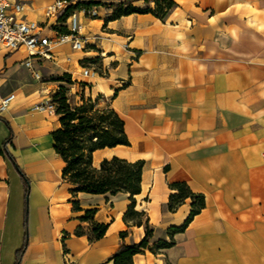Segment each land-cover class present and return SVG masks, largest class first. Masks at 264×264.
I'll list each match as a JSON object with an SVG mask.
<instances>
[{
  "label": "crops",
  "instance_id": "0c3cea01",
  "mask_svg": "<svg viewBox=\"0 0 264 264\" xmlns=\"http://www.w3.org/2000/svg\"><path fill=\"white\" fill-rule=\"evenodd\" d=\"M54 1L33 0L28 18L42 21ZM172 1L159 19L152 0H92L99 17L81 18L84 50L67 42L53 60L31 59L41 78L67 74L70 85L36 80L21 65L25 49L0 50V99L15 96L0 113V264H114L121 246L144 238L145 223L152 235L132 264H264V0ZM120 3L141 12L113 18ZM83 66L108 69L80 83L117 114L129 141L96 150L92 165L143 162L133 196L141 225L124 217L128 194L72 191L53 151L58 115L35 109L51 88L70 93ZM177 183L204 203L181 231L173 228L193 201L167 209Z\"/></svg>",
  "mask_w": 264,
  "mask_h": 264
},
{
  "label": "trees",
  "instance_id": "16d2710c",
  "mask_svg": "<svg viewBox=\"0 0 264 264\" xmlns=\"http://www.w3.org/2000/svg\"><path fill=\"white\" fill-rule=\"evenodd\" d=\"M133 1V0H128ZM148 1V0H144ZM155 10L151 11L157 18L163 19L175 7L172 0H152ZM88 5H97L90 1ZM141 10L124 7L123 3L116 6L112 17L119 18ZM44 81L72 84L71 77L53 76ZM85 86V84H82ZM68 89L59 86L58 90L51 96L55 113L58 115L59 129L51 133L53 140V151L64 162L61 175L66 179L73 192L87 194L125 193L129 195L131 205L129 206L125 219L131 218L137 225H141L142 213L133 211V196L140 192L142 161L129 162L124 159L112 157L103 159L97 167L92 165L91 155L96 150L114 148L116 146H129V141L123 130V122L117 114L108 107H97L99 98L81 97L80 105L72 104L67 96ZM5 157L14 163L13 158L4 151ZM177 189V194L171 195L167 204L169 211L175 210L186 198L192 202V210L189 218L180 228L181 231L189 223L190 219L203 208V197L193 194L184 183L171 185ZM105 231L104 226H97L95 234L101 237ZM152 230L145 223V236L137 244L121 246L113 255L114 264H132V256L139 254L147 248L148 239ZM171 243L159 242L158 248L170 247Z\"/></svg>",
  "mask_w": 264,
  "mask_h": 264
},
{
  "label": "built area",
  "instance_id": "2783aa9c",
  "mask_svg": "<svg viewBox=\"0 0 264 264\" xmlns=\"http://www.w3.org/2000/svg\"><path fill=\"white\" fill-rule=\"evenodd\" d=\"M33 0H0V50L8 53L25 49L28 57L21 65L30 70L36 80L40 75L33 68L32 58L40 61L53 60L52 48L70 43L71 49L82 51L87 47L82 36L81 18H97L95 5H88L92 0H55L41 11L42 21L28 18V5ZM53 31V33L51 32ZM127 49V45L124 46ZM108 69L104 67H82L83 78L105 76ZM58 90V88L56 89ZM14 94L0 99V113L7 110L14 101ZM39 111L54 110L51 100H46L35 107Z\"/></svg>",
  "mask_w": 264,
  "mask_h": 264
},
{
  "label": "rangeland",
  "instance_id": "374dc122",
  "mask_svg": "<svg viewBox=\"0 0 264 264\" xmlns=\"http://www.w3.org/2000/svg\"><path fill=\"white\" fill-rule=\"evenodd\" d=\"M35 2V1H34ZM33 2V3H34ZM29 14H31L32 12L30 11V12H28ZM77 74L78 75H75V79H74V81H75V83H78V85L76 86H72V87H70L69 88V90H70V93H68L67 94V96L70 98V97H74V95L75 96H77V101H74V99H71V103L72 104H75V102H76V104L77 105H80V99H81V97H84V98H86L87 99V96H85L84 95V90H85V88H84V86L82 85V83H80V82H84V81H87L88 79L87 78H83L82 76H81V69H79V68H77ZM99 77H102V76H99ZM97 78V77H96ZM103 78H105V76H103ZM44 80H47V79H45L44 77H42L41 78V80H40V82H42V81H44ZM59 86H56V88H54V89H49V93H48V95L51 93V91H53L54 90V92H56L57 90V88H58ZM53 92V93H54ZM52 93V94H53ZM47 100H51V99H47ZM95 100V99H94ZM97 103H98V105H97V107L99 108V107H101L100 106V101H97ZM54 111H55V109H54Z\"/></svg>",
  "mask_w": 264,
  "mask_h": 264
},
{
  "label": "bare ground",
  "instance_id": "6f19581e",
  "mask_svg": "<svg viewBox=\"0 0 264 264\" xmlns=\"http://www.w3.org/2000/svg\"><path fill=\"white\" fill-rule=\"evenodd\" d=\"M111 156V155H110ZM94 157H97V156H94ZM104 158V157H103ZM97 162V161H96Z\"/></svg>",
  "mask_w": 264,
  "mask_h": 264
}]
</instances>
